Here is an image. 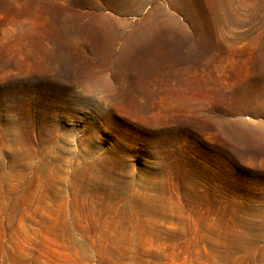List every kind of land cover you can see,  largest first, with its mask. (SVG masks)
<instances>
[{"label": "rangeland", "instance_id": "374dc122", "mask_svg": "<svg viewBox=\"0 0 264 264\" xmlns=\"http://www.w3.org/2000/svg\"><path fill=\"white\" fill-rule=\"evenodd\" d=\"M0 264H264V0H0Z\"/></svg>", "mask_w": 264, "mask_h": 264}]
</instances>
